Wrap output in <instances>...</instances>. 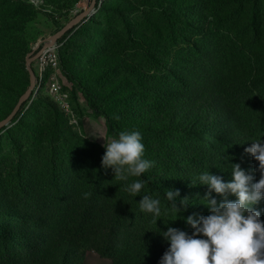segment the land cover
Here are the masks:
<instances>
[{
	"label": "rangeland",
	"instance_id": "obj_1",
	"mask_svg": "<svg viewBox=\"0 0 264 264\" xmlns=\"http://www.w3.org/2000/svg\"><path fill=\"white\" fill-rule=\"evenodd\" d=\"M84 7L85 0H0V122L29 87L26 59ZM60 43V82L71 111L45 90L33 92L0 129V227L3 216L60 210L65 199L92 195L101 206L123 200V182L100 166L103 139L120 131H140L143 158L167 181L182 179L185 170L187 181L207 170L222 178L217 156L205 155L210 137L201 135L217 128L220 113L214 109L206 125L190 102L198 90L207 96V85L222 75L241 79L243 96L264 112V0H100ZM233 155L257 181L258 162L243 148ZM204 158L214 168H202ZM137 195L129 196L139 206L143 194ZM167 212L160 216L167 227L192 232ZM92 242H83L84 264H113Z\"/></svg>",
	"mask_w": 264,
	"mask_h": 264
},
{
	"label": "trees",
	"instance_id": "obj_2",
	"mask_svg": "<svg viewBox=\"0 0 264 264\" xmlns=\"http://www.w3.org/2000/svg\"><path fill=\"white\" fill-rule=\"evenodd\" d=\"M99 4L100 0L96 5ZM245 86L235 75H222V79L207 85L204 90L207 96L198 90L190 97L193 107L197 105L195 113L204 115L202 120L206 125L213 122L212 113L216 110L220 113L215 120L217 128L214 131L205 130L201 135L204 138L210 137L205 155L211 159L210 155L217 156L219 168L225 173L222 175L224 181H228L226 177L230 176L229 167L235 162L233 151L245 149L259 139L264 142V112L259 103L251 102L243 96ZM83 94L91 99L86 91ZM173 95L179 99L183 93L175 92ZM204 159L202 168H214L208 158ZM194 169H191L192 172ZM133 179L144 181L141 193L159 198L163 211H168L169 207L164 196L165 189H172L179 190L178 199L190 200V206L182 216L208 214V210L199 212L204 207L200 205L203 202L200 198L207 192V188L205 186L203 190L187 181L191 180L187 170L183 172L182 179L167 181L157 166ZM122 199L119 202L106 199L101 206L97 198L87 195L65 199L59 205L62 209L50 213L44 210L36 215L20 213L16 215L17 218L12 215L3 216L0 227V244L3 246L0 264H84L86 252L83 242L88 237L93 238L92 248L100 257L113 264H158L169 247L159 235L167 230V225L160 217L156 218L158 221L155 224L151 214L141 212L139 206H136V199L131 198L127 192L123 193ZM229 199L235 200L234 196H229ZM254 207L261 211L260 219L264 222V201L261 200Z\"/></svg>",
	"mask_w": 264,
	"mask_h": 264
},
{
	"label": "clouds",
	"instance_id": "obj_3",
	"mask_svg": "<svg viewBox=\"0 0 264 264\" xmlns=\"http://www.w3.org/2000/svg\"><path fill=\"white\" fill-rule=\"evenodd\" d=\"M104 153L100 166L111 170L113 179L123 182L124 191L136 197L144 186L141 177L153 166V161L143 158L144 145L139 130L120 131L115 138L103 139ZM258 162L259 179L231 163L230 179L202 171L191 184L206 186L207 192L200 198L207 208V215L181 214L190 206L188 198L178 199L179 190L165 189L169 203L168 212L182 216L191 227V234L173 227L159 234L169 245L158 264H264V222L261 211L254 206L264 200V142H251L244 149ZM220 197L218 201L216 196ZM234 196L235 200H230ZM177 201H179L177 203ZM139 210L151 214L155 224L161 216V201L149 195L140 196ZM177 220V219H176ZM163 222V220H161ZM175 221V220H174Z\"/></svg>",
	"mask_w": 264,
	"mask_h": 264
},
{
	"label": "built area",
	"instance_id": "obj_4",
	"mask_svg": "<svg viewBox=\"0 0 264 264\" xmlns=\"http://www.w3.org/2000/svg\"><path fill=\"white\" fill-rule=\"evenodd\" d=\"M53 36L39 42L33 51L34 54H40L35 62L36 83L33 92L45 90L66 113H69L71 111L68 103L69 94L64 91L60 82L62 75L59 50L63 44L60 43L61 39L53 42Z\"/></svg>",
	"mask_w": 264,
	"mask_h": 264
},
{
	"label": "water",
	"instance_id": "obj_5",
	"mask_svg": "<svg viewBox=\"0 0 264 264\" xmlns=\"http://www.w3.org/2000/svg\"><path fill=\"white\" fill-rule=\"evenodd\" d=\"M97 1L98 0H85V7L82 13H80V15H78L76 18L71 20L63 29L57 32L52 38L53 42H57L59 39H62L68 32L77 28L78 26L83 24L86 20L91 18L93 13L95 12V5L97 4ZM39 55H40L39 53L35 55L34 53H32L26 59V70L29 75V87L20 96L14 109L8 115V117H6L3 121L0 122V129L7 128L13 123L18 113L20 112L21 108L29 100L31 94L33 93L36 83V76L32 65L37 61Z\"/></svg>",
	"mask_w": 264,
	"mask_h": 264
}]
</instances>
